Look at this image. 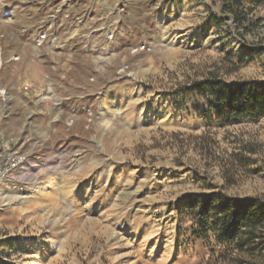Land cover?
Instances as JSON below:
<instances>
[{"label":"rangeland","instance_id":"obj_1","mask_svg":"<svg viewBox=\"0 0 264 264\" xmlns=\"http://www.w3.org/2000/svg\"><path fill=\"white\" fill-rule=\"evenodd\" d=\"M222 2L0 0V138L40 165L0 183V264H228L196 214L264 198V117L193 85L264 80V8Z\"/></svg>","mask_w":264,"mask_h":264},{"label":"trees","instance_id":"obj_2","mask_svg":"<svg viewBox=\"0 0 264 264\" xmlns=\"http://www.w3.org/2000/svg\"><path fill=\"white\" fill-rule=\"evenodd\" d=\"M244 2L251 8H264V0H223L219 9H228L231 20L245 31L241 23L247 20L251 8L246 11ZM193 91L198 96L210 97L208 107L214 118L212 122L221 126H227L235 119L257 120L264 117V80L225 83L210 75L195 83ZM191 199H186V206L191 207ZM205 200L196 214L198 228H203L205 233L216 229L220 258L228 264H264V198L237 199L217 193ZM212 204L216 211H210Z\"/></svg>","mask_w":264,"mask_h":264},{"label":"built area","instance_id":"obj_3","mask_svg":"<svg viewBox=\"0 0 264 264\" xmlns=\"http://www.w3.org/2000/svg\"><path fill=\"white\" fill-rule=\"evenodd\" d=\"M7 145L0 138V183H10L22 186L32 181L40 165L36 162H26L23 156L6 152Z\"/></svg>","mask_w":264,"mask_h":264}]
</instances>
